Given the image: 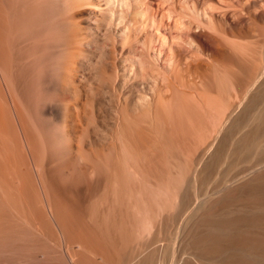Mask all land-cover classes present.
<instances>
[{"label":"bare ground","instance_id":"1","mask_svg":"<svg viewBox=\"0 0 264 264\" xmlns=\"http://www.w3.org/2000/svg\"><path fill=\"white\" fill-rule=\"evenodd\" d=\"M57 1L59 2V0ZM80 1L81 0H61L62 4L66 7V11L68 10V8L70 9L75 7L78 3H80ZM11 3V0H0V252L11 251L12 253L19 254L22 251H28L30 253L32 249L36 248L35 251H43L42 253L48 254L50 253L49 251L51 248L52 250L56 248V250L59 251V254H56L55 258L50 259V255H47L46 257V254H43L46 259L49 258V260L54 261L53 263L49 261L50 264H98L95 260L96 258H88L90 256H87L85 253L84 255L82 253L85 252L83 249L88 252H90V250H92L93 248L96 249L95 247L91 246V243L94 242L93 246H96L95 242L100 241L98 237H96L98 236V234L95 233V230L98 229L97 226H100V223L96 224V215L100 214H97L96 211L98 212L100 208L98 210H96V208L100 207L101 203H104L106 205V208H108L107 210H109V208H111L113 211L115 210V212L117 214L119 213L120 216L117 217V214L109 215V211L106 210V212L108 213L104 214V217L100 216L101 219L105 218V216L107 215H113L114 217L112 218L109 216L107 217H109L110 221H113L112 225L116 224L115 231L117 230V227L122 228L123 226H131L133 228L132 231L136 229L134 232L135 234H133L132 232L129 233L128 236L133 237V239L135 240L136 238L141 239L142 237H144L142 235L144 234L142 233V229L145 227L147 222L149 223V220L146 221V219L148 218L145 219L146 216H144V218L142 216H136V213L139 214L140 211L142 209L144 211L145 208H142V206H144L143 204L146 203V200H144V198H141L144 195L142 192L144 190L148 192L149 190H146L147 188H152L153 190L157 189L158 191V188L161 189L159 186H162L163 184H169L171 188L167 189L168 199H166L167 197L165 198V201H162L161 199H154V201L152 200V205L150 204L151 201L149 203L147 201L149 206L151 205L150 210L154 209V212L157 211V214L154 213L155 216H158L159 214H161V212L164 213L165 211V215H167V213L168 216L170 214L172 215V221L177 220L182 223V220H187L186 214L188 216V213L191 212L195 214L198 207V211L195 216L193 215V213H191L194 218H191V216H189V220L193 219V221L195 222V217H199L198 212L205 209H200L201 207L199 208V205H202V202H206L207 199H203L207 197L209 198L211 193L208 190V192L205 190V193L199 191L198 193H196V191H193V193L191 194L189 193V190H191L192 192L193 187L189 186L192 189L189 188V190H187L189 192H186V194L183 192L184 189H181L182 184L183 187L185 183L186 187L188 185H191V183L196 180V171L198 170V173L199 171H204L203 168V170L197 169L198 164L196 163H198L197 161H199V163L202 162L201 160H203L206 154L210 152V148L212 146H215L213 145L214 142L220 138L219 134L222 132V130L228 127V122L230 124V128H232L233 126H235V128H239L236 130L233 129L237 132H239V130L241 131L244 128H246L247 131H251L252 133L254 131L257 132V130L263 132L264 107L262 108V105L264 104V63L260 62V65L259 61L255 58H253L252 61H247L246 59L241 57L240 60L238 59L235 63L233 62L228 66L226 65L227 63H225L226 61H224V58V60H222V57H217L215 55H209V57L211 58L210 61L208 60V62H204L198 55V53H195L194 51H189L184 54H181V52L179 51L180 49H177L175 51L172 50L169 52L160 51L157 57V60L159 61H157L158 65L154 64L157 67L152 68V64L150 67V62L146 60L145 56H139L136 57L133 62H129V66H131L130 68L132 70L130 79L121 77V83H118L116 79V73L112 72V70L111 72L103 70L105 71V73L102 74L103 72H101V76L103 78L102 84L92 86V88H86V86L81 83L82 80L79 81L77 64L82 55L81 44L84 42L82 26H80L70 16H66L62 19H57L56 27L59 28L62 35L61 37L57 38L53 37V41L57 43H55V46L49 45L53 48L48 47L47 44L44 45V43L41 42L42 39L41 37H39V34L36 32V30L33 31L32 36L22 34L18 31L19 35L16 36V42L12 43L8 37L9 23L11 22V20L9 19L11 18V13L13 11V8H11ZM33 14L35 15H33L35 17H33V21H39L36 18V11ZM23 19L24 18H22V20ZM17 20H19L21 23V18L17 17L16 22L18 24L19 22ZM124 20H129L127 14L124 15ZM134 24V26H137L139 22H136ZM204 26H207V28L212 27L214 28V30H216L215 23H212L211 27H208V25ZM164 37L162 38V40H165ZM171 37H173V35H171ZM10 43H12L13 45ZM219 44L220 42L218 39H216V41L213 39L210 52H217V50L219 49ZM11 45L12 49H9ZM46 46L48 48H46ZM262 46L264 47V45ZM42 47L43 49H46L43 50ZM262 50L264 51V49ZM262 50L261 52H263ZM262 59H264V57ZM262 59L261 61H263ZM147 61L149 62V64ZM202 65H204V67ZM228 78L232 80V82H230L231 86L233 87H230V82L227 83L229 80ZM225 81L229 85V87L232 88V90L228 89L229 87H227L228 85L225 84ZM117 83L121 84V88L117 86ZM103 84L107 86L105 92H107L108 94L109 105H107L108 110L104 109V114H99V117H97L95 103L96 93L97 95L102 93L101 87ZM253 90V95H251ZM255 91L262 93L261 95L256 97L254 94ZM133 94H136V96L134 97ZM260 101L262 102V105L260 104L261 107L259 106V104H257ZM256 104L257 107L255 106ZM246 106H251V109L253 107L256 115L263 118V121L260 120L256 115L253 116L255 114L254 112V114L252 115V112L250 111L252 117L251 115H248L249 111L248 114L244 112V108H246ZM247 108L250 109L249 107ZM247 108L245 111H247ZM239 116V123H234L233 120L235 118V120H237ZM253 117L255 119L254 121H256L257 123L252 121L253 119L251 118ZM255 117H257L262 122L258 123L259 121H257ZM98 119H100L101 123L107 127L108 131L105 133L98 132L96 135V131L98 129L96 123ZM247 131L245 130V133ZM256 132H254L252 136H259ZM241 134L243 135L242 132ZM247 135L251 134L247 133ZM241 136V140H239L240 138L238 139L240 143H238L239 141L236 142L240 145L242 144L241 142L243 140V137ZM243 136H245V134ZM255 137L253 140H255ZM223 138L225 139V137ZM247 138L248 142L244 139L246 142H243V144L246 145L248 143L249 147L247 145L246 146L249 149H252V144L254 143H252L253 141L251 142L249 140H252V137ZM259 138H261V135L259 136ZM259 138L257 139L258 141H254L257 142L258 145V142H260L261 140L263 142L264 134L262 136L263 139L259 141ZM198 139L200 140L199 142H201L200 145L197 144ZM222 140L223 139L217 140L216 142L221 144L223 143ZM232 142L234 143V140H232ZM223 144H221L220 147H225V145ZM258 145L257 147H260V145ZM239 146L238 148L242 147L243 145L240 147ZM225 148L226 149H224V152L225 150H228V146ZM230 148L231 147H229V151H231ZM215 149L216 151L213 149L215 151L213 153L215 155V158L213 159L218 160L219 157L224 158V156H220L222 154L224 155V152L222 150L223 148H219L220 150L218 153V148ZM243 150L245 152L247 151L246 148ZM243 150H241V155L243 154L242 152H244ZM257 150H259V148ZM262 150L264 151V148ZM230 153L231 152H229V154L227 153L228 156L230 155L231 157H236L237 153L235 155L234 152H232L233 155ZM208 161H211V159ZM208 161L204 163H208V166L209 164H211L210 166H212V163L217 162L215 164L218 166V161L214 160L215 162L213 161L211 163ZM261 161L262 159L259 161V163ZM262 162L260 164H262ZM219 164H222V162ZM257 164L255 163L256 167L261 166L260 164V166H257ZM204 166H206L207 168V164ZM217 166L214 167L217 169ZM219 167H222V165H220ZM254 167L255 166L253 164L252 171H255ZM209 168H207V170ZM214 170L215 169L211 167L210 172L212 173L208 172V174H206L207 171L205 169L204 173H206H203V177L202 172H200L201 176L196 173V175L200 176L199 182H201V177L202 181H208L209 179H206L205 181V179L203 178H207L209 173L213 174ZM252 171L251 173L254 174V171ZM260 171L262 173V170ZM226 173L229 174L228 171ZM231 173L234 174L235 172ZM236 173L239 174L238 172ZM242 173L245 179V171ZM233 174L230 178H232ZM204 175L207 176L204 177ZM239 176L235 175L234 177L237 178ZM254 176H252L253 179L256 178V176ZM236 178H232V180H228L227 178L226 181L233 182V179ZM198 179L199 178H197V180ZM180 180H182L181 182H184L181 183V186L179 187L181 190L178 188V182ZM238 180L239 179L237 178L235 182L237 181L236 183H239ZM254 181L251 184L256 186V183H258L257 185L261 186V184L264 183V177L259 176L257 178V182L254 183ZM199 184L201 183H197L198 189L200 190L201 186H199ZM251 184L249 186H251ZM208 185L209 183H207V186ZM169 186H163V189H166ZM191 186H194L193 183ZM223 186L225 185L223 184ZM241 186H243V182ZM245 186H243V188ZM249 186L248 188H250ZM258 186L256 187V190L259 189L260 186ZM253 187H251V189H253ZM227 188L228 187H226L225 189ZM235 188L239 187L237 186ZM178 189L180 191H178ZM181 191L182 194H180ZM243 191L247 192L248 190ZM263 191L260 192H262L263 194ZM206 192L207 194L209 193V196H206ZM255 192L256 191H254V193ZM138 193L143 194H141L142 196L139 195L142 200L139 199ZM247 193L249 194L253 192L251 191ZM253 195L246 196L250 198L252 197L254 199L255 195ZM255 197L257 200L254 199L256 200L254 201V204H258L257 208L260 207L257 209L258 213L262 208L260 214L262 216V213L264 215V195L262 196L261 194H257V196ZM145 199L148 198L145 197ZM220 199L217 200L219 201ZM143 200L145 202L141 206L140 201L142 202ZM200 200L202 201L200 202ZM209 202L212 203L214 201L209 200ZM254 204L253 206H255ZM225 206L227 207L228 205ZM101 207H103V204ZM101 209L100 211H103V209H105V206L102 210ZM207 210H205L206 212L203 211L204 213L201 211L203 213L202 216L205 219L207 218L205 220L206 225L208 224L207 228H209L211 224H214L212 223L213 219L214 221L219 220V218L217 217H220V215H223L221 217H223L224 220V216L226 212H228L224 209V214L223 212H219L220 210H217L216 213L219 212L220 215L219 213H217L219 216L216 214V217V215H213L214 210L213 212L211 211V209L209 211ZM85 211L90 214L87 215L85 219H87L88 216H92L93 218H88V220L92 219L97 225H95L97 229L93 228L94 231L92 230V228H90L94 225H88V222H86L88 220L85 221L84 219V214L86 213ZM104 211L103 213H106ZM115 212L113 213L115 214ZM251 212L253 213L254 211ZM236 214V216L234 214L235 217L232 216L233 214L231 216H226V218L228 216L232 218L228 217L229 219H226V221L228 222V224H226L228 226L223 224L225 225V227H220V232H223V230L221 231V229L225 230L226 227L228 229L229 227H232L233 229L231 228L229 230H233L236 232L237 230L234 229H239L240 225H244L243 223H246L247 220L244 221L243 219L244 213H242L243 216H240L239 213ZM260 215L258 217H260ZM161 216H164V214H161ZM161 216H158L160 217L159 220H163ZM211 216H214V218L211 219ZM158 217H156V220ZM221 217L220 222L218 221L217 224H222L223 220ZM246 217L248 216H245V219ZM252 217L253 216L251 214V219ZM255 217L254 219L258 218ZM106 219L104 220L109 221L108 219ZM169 219L168 221H171ZM189 220L187 222H189ZM248 220L250 223V219ZM105 221L103 222L105 223ZM152 221L153 220H151L150 222ZM202 221L203 222H199H201L202 225H205L204 220ZM259 221L260 223L262 222L261 220ZM103 222L101 224H103ZM176 222L173 223L178 224V222ZM253 222L251 223L253 224ZM108 223L109 222L105 223V225ZM201 223L199 225H201ZM110 224L106 226H110ZM185 224L186 222L184 223V225ZM217 224L215 223L214 227L215 225L217 226ZM114 225L111 226L113 228L110 227L109 229H114ZM195 226H193L192 228L190 226H187V228H184V226L181 225L178 226L180 229H177L178 231H176L174 239V251L177 264H185V261L183 259L184 254L187 251L185 250V245L183 243L186 237H188L186 241L190 246H197L201 248V252L203 253L202 255H199L201 256V259L202 256H207V259L208 257H211L212 259H218L219 256L221 257L227 251V244L232 245L230 243H226L228 240H224L225 246L227 245L226 247H224V243H220L221 240V242H223L224 238H221L220 240V237H218L221 234L217 236V238L220 240L219 241L218 239H216L217 234H215V237H213L211 236V232L209 235L205 230L204 231L206 233L203 232V229L205 228L200 230L202 228L201 226H199L200 228H197L198 224L196 227ZM214 227L212 226V228ZM217 227L219 228V226ZM164 228H166V225ZM104 229L106 233V231L108 230L107 227ZM110 230L108 231V233L111 231L115 232L114 230ZM91 231L93 233H91ZM215 232L218 233L219 231L217 232V230H215ZM227 232L228 231H226L225 233ZM212 234L214 233L212 232ZM93 235L94 238L96 237L95 240H97L90 242L94 240ZM102 235L101 238H105L106 235H103V237ZM111 236L112 235H110V238ZM114 236L115 233L112 237ZM119 236L122 235L120 234ZM119 236L117 237L118 242L120 238ZM235 237L236 235H234V238ZM107 238H105L106 241L111 240L110 238ZM225 238L227 237L225 236ZM252 239L251 241H253ZM36 240L42 242L41 245L38 244L40 243L38 241L37 244H34ZM231 240L232 238L229 239V241ZM32 241L34 245L31 246L30 244ZM233 242L231 241V243ZM99 244V246H101L100 242ZM120 244H122L121 246H123V243ZM37 245L42 246L43 250L42 248L41 250H37ZM75 245H77V247L79 246L78 250L76 249V252L72 253V247H76ZM33 246H35V248ZM250 246L252 247V245ZM262 247L264 248V245ZM140 248H138V250ZM100 249L99 251H101ZM44 250L47 251L44 252ZM106 250L105 253L110 252H106ZM35 251L30 255L33 256L36 253ZM99 251L98 253L100 254ZM144 251L145 250H143V252ZM236 251L235 253L239 252ZM88 252L87 254L91 253ZM119 252L121 253V251ZM231 252L230 254L232 256L233 251ZM105 253L103 250L102 254ZM150 253L154 255L151 250ZM226 253L229 257V252ZM82 254L87 257L85 258L84 256H82ZM107 255L105 256V258L107 257ZM141 255H143V253H141ZM122 256H124V254ZM134 256L137 257L136 255ZM223 256L227 257L226 254H224ZM231 256L229 258H231ZM237 256L234 255V257ZM228 257L225 258L223 264H250L248 256V260H246V257L244 258L243 256H240L235 260L233 256V259H229ZM257 257L258 256H256V258ZM120 259L121 258H119V261L114 262L113 258V260H110L111 264H119L123 261L122 259V261H120ZM130 259H128L129 263L133 260ZM195 259L197 261L200 260H198L196 257ZM128 260H126V262H128ZM193 260L192 262H194ZM222 260L224 259L222 258ZM44 261L46 260L44 259ZM137 261L138 264L139 259ZM190 261H188L189 264H194ZM197 261L195 262L196 264ZM215 261H211V264ZM253 261L251 262L253 264H264V262L260 263L259 260V262L257 263L255 262V259ZM126 262L124 261L123 264H125ZM219 262L216 261L215 263L218 264ZM105 263L107 264L110 262L105 260ZM147 263L149 264L151 262L149 261ZM199 263L200 262H198V264ZM206 263L209 264L207 261L204 262V264ZM102 264L104 263L102 262Z\"/></svg>","mask_w":264,"mask_h":264},{"label":"rangeland","instance_id":"2","mask_svg":"<svg viewBox=\"0 0 264 264\" xmlns=\"http://www.w3.org/2000/svg\"><path fill=\"white\" fill-rule=\"evenodd\" d=\"M11 2H12L11 3L12 4L11 8H13L12 9L13 11L11 13L12 15L10 14L11 18L9 19V20H11V22L9 23L8 37H9V40L12 43L16 42V39H17L16 36L19 35V32L22 33V34H27L29 36H32L33 35L32 34L33 31L36 30V32L39 34V37H41V39H42L41 42H43L44 45L47 44L48 47H51L52 45L55 46L56 42L53 41V37L57 38V37H61V35H62V33L60 32L59 28L56 27V20L57 19H62L64 17H66V16L72 17L80 26H82V32H83V35H84V42L81 44L82 55H81V58L78 60L77 64H78V78H79V81L82 80L81 83L84 84L86 86V88H92V86H95V85L97 86L99 84H102V79L103 78H102L101 75L104 74L105 71L111 72V70H112V72L116 73V75H117L116 79H117L118 83H121L120 82V78L121 77L126 78V79L127 78L130 79L132 70L130 68L131 66H129V62H133L135 60V58L139 57V56H145L146 60H148L150 62V64H149V62L147 61L148 64L150 65V67H151V64L153 65L152 68L153 67H157L156 65H158V62H159L157 60V57H158V54H159L160 51L161 52H163V51L164 52H169V51H172V50L175 51L177 49L178 50L180 49L179 51L181 52V54L187 53L189 51H194L195 53H198V55L201 57V59L204 62H208V60L210 61L211 58L209 57V55H211V56L215 55L217 57H222V60L225 59L224 61H226L225 63H227L226 65H228V66L231 65L233 62L235 63L236 60H238V59L240 60L241 57H243L247 61H252L253 58H255V59H257L259 61V63L260 62L264 63L263 62L264 59H262L264 57V54H263L264 51L262 50V49H264V47L262 46V45H264V33H263L264 32V0H238V1L237 0H81L80 3H78L75 7L70 8V9L68 8L67 11H66V7L62 4L61 0H59V2L57 0H31V1L30 0H11ZM20 5H22V6H20ZM17 7H19V8H17ZM35 11L37 13L36 18L39 20V21H36V19H35L36 22L33 21V17L35 16L33 13ZM126 14L128 15V18H129V20H127V21L124 20V15H126ZM18 15H20L22 17H20ZM17 17L21 18V23H20V21H19L20 19H19V20H17L19 22L17 24V22H16ZM22 18H24L23 20H25V21H23ZM136 22H139V24L137 26H134L135 25L134 23H136ZM212 23H215V29L216 30H214V28L211 27ZM204 25H208V27H211V28H207V26H204ZM171 35H173V37H171ZM163 37L165 38V40L164 39L162 40ZM213 39L215 41H216V39H218L219 42H220L219 49L217 50V52H210V48H211ZM12 43H10V44H12ZM12 45L9 47V49H12ZM49 45H51V46H49ZM41 46H42V43H41ZM48 47L46 46V48H48ZM46 48H44V49H46ZM51 48H53V47H51ZM51 48H49V49H51ZM42 49H43V47H42ZM261 50L263 52H261ZM250 58H252V59H250ZM261 59L263 61H261ZM261 63H260V65H261ZM154 64H156V65H154ZM202 66L204 67V65H202ZM103 70H105V71H103ZM101 72H103V73L101 74ZM106 73H108V72H106ZM226 81H227V78H226ZM226 81H225L226 85H228L227 83H229L230 81L232 82V80H230V79L228 80L227 83H226ZM231 82L229 83L230 87H233V86H231ZM118 83H117V86L119 88H121L120 87L121 84H118ZM227 87H229V85ZM230 87L228 89L232 90V88H230ZM106 89H107V86L105 84H103L102 87H101L102 93L99 94V95H97V93H96L95 103H96V115H97V117H99V114H101V115L104 114L103 113L104 109L108 110V106L107 105H109L108 104L109 98H108L107 92H105ZM254 90L252 91L251 95H253ZM258 91H262V90H258ZM257 93H258V95H257ZM261 93L255 91L254 94L257 97V96L261 95ZM133 96L135 97L136 94H133ZM260 102H258L257 104H259V106L261 107L262 102L261 103ZM257 104L255 105L256 107H257ZM247 107H249L250 109H248ZM263 107H264V104L262 105V108ZM246 108H247V111H245ZM246 108H244L245 109L244 112H246L248 114V111H249L248 115H251V114L253 115L254 113L255 114L253 116L256 115V112H254L255 110H253V107L251 109V106H246ZM252 115H251V117H252ZM257 117H255L256 120L259 121L258 123H261L263 121V118L258 117L260 120H262V121H260ZM239 119H240V116H239V118H237V120H235L237 122H235L234 120H233V122L234 123H239ZM251 119H253L252 120L253 122H256V121H254L255 120L254 117L251 118ZM97 123H99V124H97ZM97 123H96V125H97L98 129L96 128L97 129L96 135H97L98 132L105 133V132L108 131L107 127L104 126L101 123L100 119H98ZM229 125L230 124L228 122L227 126L229 127ZM228 127H226L227 129L225 128V129L222 130V132L219 134L220 138L218 137L219 139H217V140L223 139L222 141H223V143L224 142L225 143L224 144L221 143V144L225 145V147L228 146V148H227L228 150H225V152H224V149H226V148L223 147V146L220 147L221 144L217 143L216 142L217 140H216L214 142V144H213L216 147L212 146L211 147L212 149L210 148V152H208V154H206L204 159L201 160L202 162L199 163V161H197L198 163H196V164H198L197 165L198 166L197 169H200V170L204 169V171L206 169V171H207V173L205 172L206 174H208V172H210V168L211 167L215 169L213 171L214 172L213 174H210V173H212V172H210L208 176L204 175V177L207 176V178H203V179H205V181H206V179L207 180L209 179L210 182H209V180L206 181V182L202 181V177H203L204 171H199V173H198V170H197L196 173L199 174L200 176H201L200 172H202L201 182H199L200 176L196 175V173H195V176H196L195 177L196 180H194L195 184H194V181L192 180L193 181L192 183H193L194 186H191L192 185V183H191V185H188L186 187V183H185L184 187H183V184H182V188L181 189L182 190L184 189L183 190L184 193L189 192V191H190L189 193H191V194L193 193V191H196V193H198V191L202 192V193H205V190L206 191L208 190L211 193L210 196H209V193L207 194V192H208L207 191L206 192V196H209V198L207 197V198L203 199V200L207 199V201L204 202V203L202 202V205L199 203L201 206L198 204L199 208L201 207L200 209H202V208L203 209L205 208V209L204 210H200L199 209L200 210V212H198L199 217L198 216L195 217V219L197 221L195 219H194L195 222L193 221V219H191L192 221L189 220L190 219L189 216H191V218L192 217L194 218V216L197 214L198 207H197V211L195 210L196 211L195 214L193 212H191V213H193L194 216H192L191 213H188L189 216L186 214V216L188 218L185 216L187 220L186 219H184L186 221L182 220V223H180L177 220H173L172 221L171 220L172 219L171 218L172 215L170 214L168 216V213H167V215H165V213H166L165 211H164V213L161 212V214L162 215L164 214V216H161V214L158 213L159 214L158 216H161L163 218L164 222L161 219L159 220L160 217H158L157 215L155 216V214H157V211L154 212L153 211L154 209L150 210L151 209L150 206L152 205L151 203L154 201V199H156V200L157 199H161L162 201H165L166 197H167L166 199H168V196H167L168 190L167 189H169L170 186H169V184H163L162 186H159L161 189L158 188V191H157V189L153 190L152 188H150V189L147 188L146 190H149L148 192L144 190L142 192L144 195L141 193L143 195V197H141V198L142 199L144 198V200H146V203H144L145 202L144 200L142 202L140 201L141 206L144 203L143 204L144 206H142V208L145 207L146 210L144 208V211H146V212H144L143 209H142L140 211V213L138 212L139 214L136 213V216H138V217L142 216L143 218H144V216H146L145 219L148 218V219H146V221L149 220V223L147 222L145 227L142 229V233H144L142 235L144 237L141 236L142 238L141 239L138 238L139 240L137 238L135 240V239H133V237H129L128 234L132 233V232H133V234H135L134 232L136 230V229H134V231H132L133 228L131 226H128L129 228L131 227L130 230H129L128 227H124L123 226L125 229L127 228L126 229L127 231L122 226H121L122 228L117 227V230L115 231L116 224L115 225L113 224L115 227H114V229H111V230H114L115 232L111 231L109 228L111 226H113L112 225L113 221L112 220L110 221L109 217L112 218V217H114L113 215H116L117 213L115 212V210L113 211L111 208H109V210H107L108 208H106V205L104 203L100 202L101 205L99 204L100 207L97 206L98 208H96V210H98L99 208L103 209L104 206H105V209H103V211L104 210H105L104 212H106V210L109 211V213L108 212L103 213V211H100V209H99L100 212L96 211L97 214L100 213L99 215H96V218H97L96 219V222H97L96 224L100 223L99 224L100 226H97L92 219L88 220V218H93L92 216L91 217L88 216V218L85 219L87 215H90V214L87 213V211H85L87 214L86 213L84 214L85 221L88 220V221H86V222H88L87 224L88 225H90V224L94 225L93 227L89 226L90 228H92V230H93V228L97 229V227H98V229L95 230L96 231L95 233L98 234V236H96V237H98V239L100 241L95 242L96 246H93L94 245L93 241L97 240V239L95 240L96 237L94 238V235H93V239L94 240L91 239L92 241H90V242H93V243H91L92 244L91 246L95 247L96 249H94V248L92 249V247H91V249H92V250H90L91 253L86 251L85 249H83L85 252H82V253L83 254L85 253L87 256H90L88 258H92V259L96 258L95 260H96V262L98 264L102 260H103L102 262L104 264H106L105 260L110 262V263H107V264H111L110 260H113V258H114V260H113L114 262L119 261V258H121L123 260L122 261L120 259V261H122V262H120L121 264H123L124 261L126 262V260H128L130 258H131L130 260H132V259L133 260L130 261V263H129V260H128V262H126V263L137 264V262H138L137 260L139 259V263L138 264H140V262H141V264H148L147 262H149V261L151 262L149 264H177L176 263V258H175L176 257L175 256V251H174L175 250L174 249V241H175L174 239H175L176 231H178L180 229L178 226L181 225V226H184V228H187V226L188 227L190 226L192 228L193 226H195V225L197 226V224H198L197 228H200L199 226L202 227L200 230L205 228V229H203V232L206 231L208 233V235L210 234V232H211V236H213V237H215V234H217L216 235V239H218L217 236L219 234H221V235L218 236V237H220L219 239L220 240H221V238H224V239H223V242H221L222 240L220 241L218 239L220 241V243H224L227 240L229 241V239L232 238L231 241L232 242L235 241V242H233V243H231V241H229V242L227 241L226 242V243H230V244L233 245L232 246V245L227 244L229 247L226 245L227 248H228V249H226L227 250L226 252H229V255L231 256V254H232L231 251H233V255H232L233 257H234V255L237 256V255L240 254L239 256L234 257V260L238 259L240 256L241 257L243 256L244 258L246 257L245 259L248 260L247 259V256H248L250 264L254 263V261H253L254 259H255L256 263L259 262V261H260V263H263L264 262V260H263L264 259V248L262 246L264 245V239H263V237H264V231H263L264 230V223H263L264 222V220H263L264 219V215H263V213H262V216L260 215L261 211H262V208H261V210H259L260 212L258 213L257 209L260 208V207L257 208L258 204H256V203L254 204V201L257 200L256 197H255V196H257V194H261L262 196L264 195V191H263L264 190V186H263L264 183L261 184L262 188H261L260 185H259L260 187L257 185L258 183H256L257 182V178L259 176H263L264 177V175H263L264 174V165H263L264 162H262V161H264L263 160L264 159V154H263L264 151L262 150L264 148V140H263V142L261 140V139H263L262 136L264 134V130H263V132L259 130L260 133H259L258 130H257V132L254 131V132L258 133L259 136L261 135V138H259V136H256V137L252 136L254 134V132L252 133L251 131H247L246 128H244L247 131L245 133L244 129H242L244 131H242V130L240 131L239 130V132H237L235 130L239 129V128H235V126L232 127V125H231L232 128H230V127L228 128ZM233 129H235V130H233ZM241 132L243 133V135L245 134V136H243L241 134ZM247 133H249L251 135H247ZM223 134H225V135H223ZM238 135H239V137H238ZM240 136L243 137L241 145L236 143L239 140H241ZM246 136L249 137V138L252 137V140L249 139L251 142L253 141L252 143H254V144H252L253 145L252 149L248 148L249 147L248 143L246 144L248 147L245 144H243V142L245 143L248 140V138ZM223 137H225V139ZM254 137H255V140H257L258 138H259V141L261 140L260 142H258L260 147H257L258 144H257V142H254L255 141V140H253ZM229 139L230 140L231 139L234 140V143L232 142V140L230 141ZM96 140H97V137H96ZM226 140H228V141H226ZM199 141L200 140L198 139L197 140V144L198 145H200V143H201ZM226 142L229 143L230 146ZM238 143H240V141ZM237 145L238 146L239 145L240 146L243 145L242 146L243 148L240 147V146H239L240 148H238ZM236 146H237V148H236ZM229 147L232 148V149L230 148L231 151H229ZM215 148H218L217 149V153L220 150L219 148H221V149L223 148L222 150L224 152V155L222 154L220 156L221 157L224 156V158L223 157L222 158L219 157L220 159L218 158V160L213 159V158H215V155L213 154L216 151ZM245 148H246V150L248 152L247 151L245 152L243 150ZM258 148H259V150H257ZM239 149L244 151V152H242L243 153L242 155H241V150H239ZM211 152H212V154H211ZM229 152H231L230 154H232V152H234V155L237 153L236 154L237 158L233 156L234 157V159H233V157H231L230 155L228 156ZM238 153H240V154H238ZM210 159H211V161H208ZM212 159H213V161L215 160V161H218L219 163L222 162V164L218 163V166H217L215 164L217 162L214 161L215 163H212V166H210L211 164H209V166H208V163H204V162H207V161L211 163V162H213ZM261 159H262V161H261L262 164H260L261 162L259 163V161ZM224 160H226V161H224ZM257 162H258V164H257ZM255 163L257 164V166L259 164L261 166L259 165L260 167H256ZM203 164L204 165L207 164V168H209V167L210 168L207 170L206 166H204ZM253 164L255 166L254 167L255 171L253 170L254 174L251 173V171L253 169ZM220 165H222V167H219ZM214 166H217L218 168L216 169ZM226 166H228V167H226ZM256 168H257V170H256ZM259 168H260V170H262L263 174L261 173ZM227 171L229 172V174L226 173ZM244 171L247 174L246 175L244 173L245 179H244V177L242 175L243 174L242 172H244ZM231 172H235V173L238 172L239 174H237V173L233 174ZM240 172H241V175H240ZM258 172H260L262 175L260 173H258ZM230 173H231V175L233 174L232 178H236V177H234L235 175L236 176L240 175L239 177H237L239 179L238 180L239 183H236L237 181L235 182V180L237 178L233 179V182L232 181H226L227 178H228V180H232V178H230L231 177ZM248 174H249V176H248ZM254 175L256 176V178L253 179L252 176H254ZM241 177H242V179H241ZM197 178H199V179L197 180ZM240 179H241V181H240ZM181 181L182 180H180L178 182V188L181 186V183H184V182H181ZM247 181H249V182H247ZM253 181H254V183H256V186L251 184V183H253ZM196 182L202 184V185L199 184V186H201V189H200L201 191L198 189V185H197ZM242 182H243V186L246 185L245 186L246 188L245 187L243 188V186H241ZM207 183H209L208 186H207ZM244 183H245V185H244ZM249 183L251 184V186H249L250 185ZM223 184L226 187H228L227 188L228 190L225 189L226 187L223 186ZM235 184H238V185H235ZM163 186L164 187L169 186V187L166 188V189L164 188L165 189V191H164ZM189 186L193 187V189L190 188ZM237 186L239 188H235ZM248 186L250 188H248ZM257 186L259 187L258 190H256ZM251 187H253V189H251ZM189 188L192 189V192H191V190H189ZM194 188H195V190H194ZM254 188H255V190H254ZM179 189H178V191L181 190V189L180 190ZM185 189H186V191H185ZM221 189H222V191H221ZM223 189H225V190H223ZM242 189L243 190H248L247 192H251L252 191L253 193H254V191L257 192L260 189H262L260 191H263V194L260 191L257 192V194L255 192L254 193V195L256 194L255 196L253 195V193H249L248 194L246 191H245L246 192V194H245V192ZM152 190H153V192H152ZM187 190H189V191H187ZM210 190H212V191H210ZM238 190H241V191H238ZM144 192H147V193H144ZM150 192H151V194H150ZM226 192H227V194H226ZM233 192H234V194H233ZM141 194L138 193V197ZM180 194H182V191H181ZM216 195H218L219 197L216 196ZM246 195H248V196L249 195H251V196L253 195L254 199H256V200H254L252 197L251 198L247 197ZM144 196L147 197L148 199H145ZM222 196H224V197H222ZM244 196H246V197H244ZM149 197H151V198H149ZM141 198L139 197V199H141ZM208 199L210 201L212 200V201L216 202V203L212 202L213 206L216 205V206H214V208L212 206V203L209 202ZM217 199H220V200L218 201ZM100 201H103V200H100ZM147 201H148V203L151 201L150 202V204H151L150 206L147 203ZM201 201L202 200H200V202ZM220 201L222 202V204H221ZM217 202H219V203H217ZM226 202H228L229 204L226 203ZM102 204H103V207H101ZM145 204H147V205H145ZM218 204L219 205L221 204V205L219 206ZM253 204L255 206H253ZM204 205L205 206L207 205L206 207H208V208H206ZM225 205H228V206L226 207ZM227 208L230 209V212H229V209H227ZM210 209H211L212 212L214 210V214L213 215H216L219 212H223L224 213L225 210L228 211V212H226V214L224 213L225 214V216H224L225 217L224 218L225 221L223 220V217H221L223 215H220V213H219L220 217L222 218V220L224 222L223 223L221 221L222 222L221 225L217 224V222L218 221L220 222V220H221L220 217H217L218 214L216 215V217L219 218V220H215L214 221V219H213L214 216L213 217L211 216V219H213L212 223H214V224L216 223L217 226H219V228L216 225H215V227L218 228L219 230L214 227V224H211L209 226V228H207L208 224L206 225V221H205L207 218L205 219L202 215H203L204 212H206L205 210L209 211ZM149 210H150L151 213L149 212ZM217 210L218 211L220 210V211L216 213ZM231 210H232V213H231ZM112 211L115 212V214ZM201 211L202 212L204 211V212L202 213ZM235 211H236V213H239L240 216H243L242 213H244L243 219H244V221L247 220L248 222L246 221V223H243L244 225H240L239 229H234V230H237L236 232L233 231V230H231L232 231L231 232L229 230L232 227L231 228L229 227V229L226 227L225 230L221 229V231L223 230V232L224 231L225 232L226 231H228V232L230 231L229 233L227 232L228 234L225 233V232L223 234V232H220V227L221 228H222V226L225 227V225L228 226L227 225L228 222L226 221V219L228 220L229 218H232V217H229L232 214H233L232 216H234V214L236 216L237 214L235 213ZM251 211H254V212L252 213ZM256 211H257V213H256ZM263 211H264V209H263ZM101 212H102V215H101ZM141 212H142V214H141ZM107 213L109 215L110 214H113V215L112 216L107 215L109 217L105 216V218H102V219H103V221H105L104 219H106V217H107V219L109 221H105V223L109 222L106 225H109L111 223L110 226H106L105 223L102 221V219L100 217V216L104 217V214H107ZM223 213H221V214H223ZM228 213H231V214H228ZM249 214H250V216H249ZM251 214L253 216L252 219H251ZM134 215H130V216H134ZM227 215H229L228 216L229 218L228 217L226 218ZM254 215L257 216V217L260 215V217L257 218ZM116 216L118 217V216H120V214L118 213ZM245 216H248V217H246V219H245ZM99 217H100V219H99ZM156 217H158L157 220H156ZM164 217L168 218V219L170 218L169 220H171L172 222L168 221V219H165ZM254 217L257 218V219H254ZM217 218H215V219H217ZM199 219H201V220H199ZM248 219H250V223H249ZM151 220H153V221L150 222ZM188 220H189V222H187ZM198 220L201 221V222H203L202 220H204V223H205L206 227H205V225H202V223L199 222ZM259 220H261V221L263 220V221L260 223ZM98 221H100V222H98ZM155 221H156V223H155ZM176 221L178 222L179 225L173 223V222H176ZM102 222H103L104 225L101 224ZM185 222L188 225H186V224L184 225ZM251 222H253V224ZM190 223H193V224H190ZM200 223H201V225H199ZM164 224L166 225V228H164L165 227ZM223 224H225V225H223ZM159 225L161 226V228H160ZM176 225H177L178 228L176 227ZM191 225H193V226H191ZM105 226L108 229V230L106 229L107 230L106 233H105V229H104V228H106ZM212 226L215 229L212 228ZM167 227H168L169 230L167 229ZM111 228H113V227H111ZM170 228H171V230H170ZM102 229H104V230H102ZM109 230L111 231V232H109L110 235L113 236V234L115 233L114 237L111 236V238H110V235L108 233ZM215 230H217V232L218 231L219 232L216 233ZM102 231H104V232H102ZM98 232H100V233H98ZM212 232L214 234H212ZM91 233H93V232L91 231ZM101 233L102 234L104 233L103 235L104 236L106 235L105 238L108 237L107 239L110 238L112 241L111 240H107L106 241V239L103 237V235ZM238 233H239V235H238ZM240 233H241V235H240ZM120 234L122 236H119ZM232 234H233V237H232ZM101 235H102L103 238H101ZM117 235L121 238V239L119 238V242L117 241L118 240V238H117L118 236ZM125 235H127V236H125ZM224 235L228 239L225 238ZM234 235H236V237H235L236 239L234 238ZM246 235L249 236V237H247ZM255 235H256V237H255ZM99 236H100L101 239L99 238ZM261 236H262V238H261ZM252 237H253V239H252ZM112 238H114V239H112ZM125 238H126V240H125ZM128 238L129 239L131 238V239L129 240ZM187 238L188 237H186L185 241L187 240ZM260 238L262 239V241H261ZM142 239H144V240H142ZM251 239L253 241H251ZM254 240L256 241V243H255ZM37 241L38 240H36V242L34 244H37L38 242H40V241H38V242ZM101 241H103V242H101ZM116 241H117V243H116ZM185 241L183 243L185 246L184 245L183 246L185 247V250L187 252L184 254V259L183 260L185 261V264L186 263L189 264L188 261H190V259L192 258L190 262H192V260L194 259L193 260L194 262H192V263L196 264L195 262L197 260L195 259V257L198 259V256L203 254L201 252V248L197 247V246L192 247V246L189 245V243L187 241L186 242ZM99 242L101 243V246H99L100 245ZM112 242L116 243V244H113ZM41 243L42 242H40L38 244L41 245ZM97 243H98V246H97ZM103 243H104V246H103ZM118 243L119 244L123 243V246H121L122 244L119 245ZM136 243L139 244V245H137ZM34 244H33V241H32L30 245L32 246ZM238 244H239V246L241 248L238 246ZM255 244H256V246H255ZM259 244H260V247H259ZM39 245L36 246L37 250H41V248H42V246H39ZM250 245H252V247ZM257 245H258V247H257ZM38 246H39L40 249L38 248ZM75 246L77 247V245H75ZM113 246H115V247H113ZM223 246L226 247L225 243L223 244ZM33 247L35 248V246H33ZM76 247H74V246L72 247V250H71L72 253H75L76 249L78 250L79 246L77 248ZM230 247H232L234 249H232ZM235 247H237V248H235ZM97 248H98V250H97ZM100 248H102L104 250V253H105V250L107 249L106 252L110 251L113 254H111L110 252L102 254L103 250L100 249ZM138 248H140V249L138 250ZM145 248H147V249H145ZM99 249L102 252L99 251ZM114 249H116L118 252L116 250H114ZM132 249H133V251H132ZM142 249L145 250V251L143 252ZM148 249H149V251H148ZM33 250L35 251L36 248L32 249L30 251V253L28 251H22L19 254L18 253H12L11 251H2V252H0V264H8V263L9 264H50V262L53 263L54 261L49 260V258H47L48 259L47 260L45 258V256L47 257V255L48 256L50 255V259H51V258H55L56 254H59V251H57L56 248H54L53 250L51 248L49 252L52 255L50 253H48V254L47 253H42L43 251L42 252L41 251H38V252L35 251L36 253L34 254L35 255V257H34V255L33 256L30 255V254L34 253ZM42 250H43V248H42ZM122 250H123V252H122ZM140 250H142V251H140ZM150 250H151L152 253H154V255L150 253ZM234 250L236 252H238V251L239 252L235 253ZM251 250H252V252H251ZM254 250H255V252H254ZM259 250L262 251V252H260ZM46 251L47 250H44V252H46ZM98 251L100 252V254L98 253ZM119 251H121L122 254ZM242 251H243V253H242ZM87 252L90 253V254H92V253L93 254L90 255V254H87ZM139 252L143 253V255H141V253H139ZM226 252L224 254H226L227 257H228V254ZM230 252H231V254H230ZM131 253H134V254H131ZM146 253H148V254H146ZM244 253H245V256H244ZM254 253H256V254H254ZM43 254L44 255L46 254V255L43 256ZM83 254H82V256L85 255V254L84 255ZM123 254H124V256H122ZM100 255L101 256L103 255L104 257L103 256L101 257ZM106 255H107V257L105 258ZM115 255H117V256H115ZM134 255H136L137 257H135ZM149 255L152 256V257H150ZM223 255L221 257L224 260H222V258L220 256L218 257V259L217 258L212 259L210 257L212 260L209 257L207 259V256H202V259H201V256H199L200 260L198 259L199 261H197V264H198V262H200L199 264H202V263L204 264V262H206V261L209 264H211V261H215V260L217 262L220 261L218 264H221V262L223 264V261H225V258H227V257H225ZM87 256H84V257L86 258ZM146 256H148V257H146ZM232 256H231V258L233 259ZM256 256H258V257L256 258ZM31 257H33V258H31ZM116 257H118V258H116ZM127 257H129V258H127ZM203 257H205V258H203ZM231 258H229V259H231ZM44 259L46 261H44ZM145 259H146V261H145ZM142 260H143V262H142ZM155 261H156V263H155ZM201 261H202V263H201ZM252 261H253V263H251ZM102 262L100 264H102ZM215 262H212V264H217ZM114 264H118V263H114ZM178 264H180V263H178Z\"/></svg>","mask_w":264,"mask_h":264}]
</instances>
